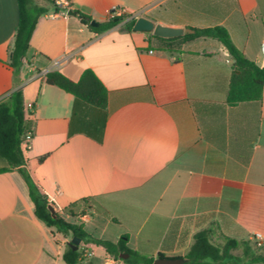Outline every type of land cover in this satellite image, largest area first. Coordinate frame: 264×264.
<instances>
[{
	"label": "crops",
	"instance_id": "crops-1",
	"mask_svg": "<svg viewBox=\"0 0 264 264\" xmlns=\"http://www.w3.org/2000/svg\"><path fill=\"white\" fill-rule=\"evenodd\" d=\"M32 7L47 12L17 73L9 53L19 3L0 0V102L22 90L32 133L27 170L55 212L96 239L128 236L130 249L154 260L184 258L203 230L214 244L236 239L248 243L236 253L264 256V241L255 246L252 238L264 235V86L259 109L230 107L233 60L219 41L200 38L172 54L148 49L146 33L124 30L139 17L182 28L221 25L264 68V0H33ZM116 7L128 19L103 33L68 13L100 24ZM86 70L107 88L106 109H75L72 94L46 81L58 71L77 82ZM222 127L225 148L210 140ZM232 147H249V164ZM72 238L36 217L18 171L0 172V264H66ZM80 251L78 264L110 256L88 241Z\"/></svg>",
	"mask_w": 264,
	"mask_h": 264
},
{
	"label": "trees",
	"instance_id": "trees-1",
	"mask_svg": "<svg viewBox=\"0 0 264 264\" xmlns=\"http://www.w3.org/2000/svg\"><path fill=\"white\" fill-rule=\"evenodd\" d=\"M32 1L18 0L20 11L19 25L9 53L10 65L17 73L28 59L30 42L37 23L40 17L47 12L42 8H33ZM75 12L81 22L96 33H103L125 20V18H117L93 26L92 22L94 21L92 17L79 11ZM149 18L156 23L160 22V20L165 21L164 19ZM137 19L132 18L125 21L124 30L131 34L136 33L134 26ZM186 28H191L195 32L175 38H162L154 36L152 32H143L148 35V49L173 54L179 53L184 45L200 38L219 41L233 60V71L230 77L226 101L227 105L234 107L239 104H254L259 109L263 100L264 68L246 57L242 50L235 45L231 35L224 26L216 25L206 28ZM46 81L48 85L56 86L72 94L75 98V109L80 105H89L98 109H106L107 107L108 90L92 70H86L77 82L72 81L58 71L48 73L46 75ZM201 107L202 104H197V111H200ZM220 108L223 109L221 106ZM28 115L29 111L25 105L21 89L16 90L9 99L0 102V158L5 163L3 167H0V172L16 170L21 174L28 186L30 198L34 203L36 217L45 223V225L55 228L60 233H71L73 238H80L81 243L88 241L103 247L108 254L123 261L125 264H153V258L142 255L129 248L128 236H123L116 243L96 239L89 235L82 225L67 221L58 212H51V203L47 196L35 184L27 170L28 158L26 157L27 147L24 146V135L28 132ZM215 135H217L218 140H210L217 143L220 147L225 148V127L220 128ZM256 138L257 134L255 132L254 142ZM231 152L235 157L243 160L246 165L249 164L251 158V150L249 147L247 150L232 147ZM243 152L246 154L243 155ZM43 160L44 157H41L40 161ZM247 244L227 237L223 244H214L210 240V231L203 230L195 234L193 245L188 254L183 258L185 260L184 264L264 263L263 255H251L245 249L242 254L236 253L241 246H246ZM121 255H128V257L123 259L120 257ZM81 257L80 245L77 250H73L68 245L63 254V259L66 264H78ZM159 257L164 258L162 255H159Z\"/></svg>",
	"mask_w": 264,
	"mask_h": 264
},
{
	"label": "water",
	"instance_id": "water-1",
	"mask_svg": "<svg viewBox=\"0 0 264 264\" xmlns=\"http://www.w3.org/2000/svg\"><path fill=\"white\" fill-rule=\"evenodd\" d=\"M69 15H76V12L73 10H70ZM93 26H97L98 23L92 22ZM134 30L136 32H152L154 36L162 37V38H175V37H181L185 34H192L195 32V30L191 28H182V27H172L167 26L163 24H156L153 21H151L148 18L145 17H139L135 23ZM50 210L52 213L55 212V209L53 206H50ZM81 243L80 238H73L71 242L68 243L70 247L73 248V250H77L79 245ZM121 258H127L128 255H121ZM185 260L183 258H157L154 260L153 264H184Z\"/></svg>",
	"mask_w": 264,
	"mask_h": 264
},
{
	"label": "built area",
	"instance_id": "built-area-1",
	"mask_svg": "<svg viewBox=\"0 0 264 264\" xmlns=\"http://www.w3.org/2000/svg\"><path fill=\"white\" fill-rule=\"evenodd\" d=\"M117 18H125V20H127L128 15L126 13V10L123 8H119V7L112 9L109 12L108 19L113 20V19H117ZM262 51L264 53V46L262 47ZM31 139H32V133L27 132L24 135V143L30 142ZM252 238L257 241V245H259V246H261L260 244L264 241V235L260 232L254 233ZM86 255L91 256L89 253H86ZM105 264H123V261L116 259L115 257L110 255L106 258Z\"/></svg>",
	"mask_w": 264,
	"mask_h": 264
}]
</instances>
